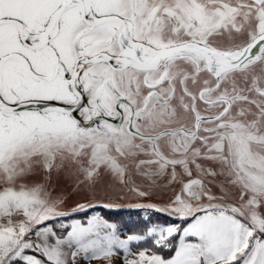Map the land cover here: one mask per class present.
I'll use <instances>...</instances> for the list:
<instances>
[{"label":"snow or ice","instance_id":"obj_1","mask_svg":"<svg viewBox=\"0 0 264 264\" xmlns=\"http://www.w3.org/2000/svg\"><path fill=\"white\" fill-rule=\"evenodd\" d=\"M0 264H264V0H0Z\"/></svg>","mask_w":264,"mask_h":264},{"label":"trees","instance_id":"obj_2","mask_svg":"<svg viewBox=\"0 0 264 264\" xmlns=\"http://www.w3.org/2000/svg\"><path fill=\"white\" fill-rule=\"evenodd\" d=\"M107 216L110 220L117 222L123 226L127 233L139 232L145 229L146 226H151L152 223H168L171 218L161 213H155L149 209H126V210H107L97 209ZM83 214H77L76 218H81ZM148 218L147 220L145 218ZM151 222V223H150ZM165 256L170 255L167 250L162 253Z\"/></svg>","mask_w":264,"mask_h":264},{"label":"rangeland","instance_id":"obj_3","mask_svg":"<svg viewBox=\"0 0 264 264\" xmlns=\"http://www.w3.org/2000/svg\"><path fill=\"white\" fill-rule=\"evenodd\" d=\"M121 203H122V206L121 207H118V208H115V209H111V210L146 209V208H134L129 203H124V202H121ZM125 206H126V208H125ZM69 222H70V220H69Z\"/></svg>","mask_w":264,"mask_h":264},{"label":"bare ground","instance_id":"obj_4","mask_svg":"<svg viewBox=\"0 0 264 264\" xmlns=\"http://www.w3.org/2000/svg\"><path fill=\"white\" fill-rule=\"evenodd\" d=\"M125 208H126V206H125Z\"/></svg>","mask_w":264,"mask_h":264},{"label":"crops","instance_id":"obj_5","mask_svg":"<svg viewBox=\"0 0 264 264\" xmlns=\"http://www.w3.org/2000/svg\"><path fill=\"white\" fill-rule=\"evenodd\" d=\"M123 238V237H122Z\"/></svg>","mask_w":264,"mask_h":264}]
</instances>
